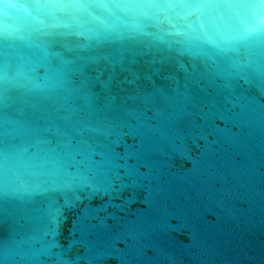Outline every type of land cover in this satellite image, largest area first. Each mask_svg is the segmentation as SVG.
<instances>
[{
  "label": "water",
  "instance_id": "obj_1",
  "mask_svg": "<svg viewBox=\"0 0 264 264\" xmlns=\"http://www.w3.org/2000/svg\"><path fill=\"white\" fill-rule=\"evenodd\" d=\"M0 264H264V0H0Z\"/></svg>",
  "mask_w": 264,
  "mask_h": 264
}]
</instances>
